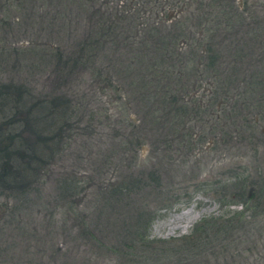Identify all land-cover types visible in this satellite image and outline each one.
<instances>
[{
    "label": "rangeland",
    "instance_id": "374dc122",
    "mask_svg": "<svg viewBox=\"0 0 264 264\" xmlns=\"http://www.w3.org/2000/svg\"><path fill=\"white\" fill-rule=\"evenodd\" d=\"M115 1L112 0L110 6ZM235 4L247 25H240L243 29L238 26L221 28L212 41L214 44H210L219 54L218 62L228 75L235 72L233 85L238 86L236 91L254 89L264 94V0H235ZM180 6L178 4L172 10ZM73 9L78 24L72 22L71 25L78 27L79 33L91 24H100L99 14L93 16L90 13L87 16L90 18H86ZM183 12L181 26L194 27L190 24L194 12L197 15L194 25H198V4L186 3ZM215 13L223 16L224 7H219ZM215 22L218 21L213 20L207 25L211 29L200 46L209 42L208 37L217 32ZM251 27L256 28V36L249 31ZM198 29V26L194 29L196 33L192 42L201 41ZM11 31L13 37H9L8 42L18 49L27 47L33 38L24 35V30L12 28ZM223 38L227 39L226 45L221 42ZM54 40L58 38L54 37ZM233 45L236 48L234 53ZM178 46L181 53H187L186 43ZM246 46L250 49L243 53ZM239 49L246 60H237L236 63ZM29 63L22 53L0 52V127H3L4 138H8L12 129V126L6 127L11 116L6 104L18 95L21 86L28 91V97L29 90L38 98L50 97L52 107L54 99L64 97L69 101L70 116L73 112L69 123L73 127L75 124L76 131L70 140L65 136L68 141L64 143V150L47 166L38 185L35 181L21 186H1L0 183V264H141L129 256L130 234L134 230L135 208L138 206L146 211L145 215L151 216L147 235L154 241L182 238L190 234L200 220L223 212L240 211L245 205L251 209L247 212L250 232L252 228L264 231V144L258 147L254 143H236L229 137L233 130L229 120L211 118L206 125L191 122L190 126L196 125L193 128L195 134L202 131L206 136L195 137L198 146L192 152L174 140L164 148L165 145L160 143L163 138L172 139L182 130L173 120H169L170 125L166 127L163 120L154 124L150 122L140 93L135 86H130L131 80H135L133 76L121 81L120 101L107 86L106 74L97 78L93 70L71 75L66 71L64 77V72L59 71L53 59L37 68H34L36 64L28 66ZM99 67L104 66L97 63L95 68ZM170 73L171 78L161 77L162 84L148 90L156 91L160 96L162 91L165 94L171 87L173 89L178 75L177 72ZM11 85H17V90ZM199 89L197 97L207 95L203 88ZM216 94L219 97L223 93ZM108 115L112 117L111 122L106 118ZM105 120L111 124L108 126ZM211 124L213 132L209 133ZM263 124L264 121L260 122L256 128L261 129ZM127 130H132L140 143L131 152L123 153L119 136ZM32 138L35 137L27 131L24 139L32 144ZM152 170L159 171L156 182L148 178ZM136 175H142L144 180V190L139 195L123 200L111 194L124 179ZM243 175L254 182L256 199L254 197L251 202L260 203V208L252 209L253 204L242 197L244 193L239 189V183L243 182ZM233 194L238 197L232 198ZM71 206L77 208L79 216L72 212ZM80 219L93 226L101 246L85 236ZM238 248L247 250L235 258V263L229 260L228 264H264V233L263 239L257 240L256 248L246 243Z\"/></svg>",
    "mask_w": 264,
    "mask_h": 264
},
{
    "label": "trees",
    "instance_id": "16d2710c",
    "mask_svg": "<svg viewBox=\"0 0 264 264\" xmlns=\"http://www.w3.org/2000/svg\"><path fill=\"white\" fill-rule=\"evenodd\" d=\"M111 2L112 0H0V52L22 53L31 62L28 66L34 67L36 64L34 68L42 67L53 59L59 71L64 72V77L66 71L71 75L74 72L93 70L97 78L106 74L107 86L118 95L120 101L121 81L124 78L132 79L133 76L135 80H131L130 86H135L134 89L140 93L150 122L154 124L163 120L162 124L166 127L170 125L169 120H173L182 130L172 139L163 138L160 143L165 145L164 148L169 147V143L174 140L192 152L198 146V138L195 137L199 136L200 139L206 136H203L202 131L195 134L193 128L196 125L192 127L190 124L199 121L206 125L211 118L229 120L233 129L229 137L236 143H254L258 147L264 144V124L261 129L256 128L264 121V94L254 89L236 91L238 86H235L236 83L233 85L235 72L233 74L231 71L228 75L227 70L218 62L219 54L212 45L221 28L238 26L243 29L247 25L242 20L244 17L239 13L241 10L239 11L238 5L235 6V0H116L110 6ZM186 3L199 5L197 34L201 41L192 42L196 33L194 29L197 27L194 25L197 18L195 12L190 22L194 27L181 26L184 23L180 21L181 14L184 13ZM178 4L181 5L180 8L172 10ZM72 6L79 15L84 14L86 18H90L87 17L90 13L93 16L99 14L100 24H91L79 33V28L71 25L72 22L78 24L73 16L76 12ZM221 6L224 7L223 16L215 13ZM213 20L218 21L215 22L217 32L208 37L209 42L200 46L211 29L207 25ZM248 27L249 25L246 28ZM12 28L24 30V35L33 37H29L31 41L27 47L18 49L10 45L8 39L13 37ZM249 31L255 36L258 33L253 27ZM229 35L232 33L229 32ZM54 37L58 40H54ZM221 42L226 45L227 39L223 38ZM180 43H186V54L179 50ZM243 48H246L242 49L243 53L250 49L247 46ZM235 49L233 45V53ZM236 52V63L237 60H246L241 56L240 49ZM97 63L104 67L95 68ZM172 71L177 72L178 78L175 87L165 92L167 96L164 91L157 96L156 91L148 90L160 86L161 77L171 78ZM221 85L223 86L219 87ZM10 87L17 90V85ZM199 87L203 88L206 96L197 97ZM219 92L223 94L217 97L216 93ZM182 94L186 96L181 97ZM122 104L127 105L125 102ZM6 105L11 115L6 121V127L12 126L13 130H9L8 138L5 139L3 127H0L1 186L29 185L30 181H35L38 185L47 166L64 150V143L74 137L75 124L73 127L69 123L73 116V112L70 116V102L60 97L54 99L52 107L50 97L38 98L30 90L28 97V91L21 86L18 87V95ZM106 118L111 122V115ZM107 124L109 126L111 123ZM212 126L211 124L209 127V133L213 132ZM27 131L35 137L32 138V144L24 139ZM119 137L123 153L131 152L140 143V140L134 138L132 130H127ZM148 178L152 182L158 181L159 171L152 170ZM242 178L239 189L243 191L242 197L245 196L248 203L255 197L254 182L247 175ZM143 181L142 175L130 176L117 185L111 194L123 200L131 195H139L144 190ZM234 197H238V194H233L232 198ZM251 203L252 209L261 206L260 203ZM71 209L77 216L80 215L77 208L71 206ZM249 210L250 206L245 205L240 211L223 212L218 216L204 218L195 224L187 236L170 241H154L149 240L147 235L151 216L145 215L146 211L138 206L135 208L134 230L130 234L132 244L129 246V256L141 264H228L229 260L235 263V258L247 250H240L239 245L246 243L256 248L257 240L263 239L264 231L261 228H252L250 232L247 217ZM79 221L85 236L95 245L101 246L93 226L85 220Z\"/></svg>",
    "mask_w": 264,
    "mask_h": 264
}]
</instances>
